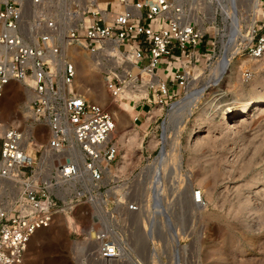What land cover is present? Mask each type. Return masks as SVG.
<instances>
[{"label": "built area", "instance_id": "2783aa9c", "mask_svg": "<svg viewBox=\"0 0 264 264\" xmlns=\"http://www.w3.org/2000/svg\"><path fill=\"white\" fill-rule=\"evenodd\" d=\"M77 1L70 0L76 8L60 15L64 23L52 13L54 6L46 10L47 0H0V102L13 82L33 91L23 122H0V264H22L34 235L63 214L97 218L89 264H122L129 219L142 210L135 184L143 170H112L122 158L117 115L80 88L77 64L65 53L68 39L94 59L116 104L128 96L137 110L151 105L143 161L162 151L147 138L157 136L152 123L163 115L149 120L148 113L157 105L169 111L219 59V41L206 38L193 0H108L105 6ZM248 35L243 51L264 58V0ZM252 75L251 68L243 70L246 81ZM140 115L132 119L137 127ZM24 125L32 126V135ZM29 139L36 144L30 153ZM193 202L204 203L201 188L194 189ZM82 205L89 209L77 213Z\"/></svg>", "mask_w": 264, "mask_h": 264}, {"label": "rangeland", "instance_id": "374dc122", "mask_svg": "<svg viewBox=\"0 0 264 264\" xmlns=\"http://www.w3.org/2000/svg\"><path fill=\"white\" fill-rule=\"evenodd\" d=\"M107 1L100 0L101 6H105ZM236 2L243 32L238 38L241 46H238L232 67L219 85H214L212 70L224 56L227 46H233L230 43L233 22L222 11L223 5L226 6L227 3L220 4L217 0H193L191 3L193 9L196 7L200 11L201 17L197 14L194 17L208 31L206 38L216 37L219 41L215 54L219 59L205 74L199 75L200 71L194 69L193 73L198 74L197 80L188 90L199 89L203 93L199 95L195 106L189 108L190 113L181 123L176 121L169 125L167 121L171 119L173 105L189 91L182 93L169 111L162 109L158 113L161 107L152 108L151 111H156L157 114L152 112L150 118L166 115L162 129L157 128V125L161 124L163 117L152 123V130L156 131L157 136L147 138L151 147L162 145L161 154L158 149L153 153L152 159L143 161V153L138 146L141 141L137 145H127L122 141L126 128L128 131L132 129L131 120L136 110L131 103L124 107L126 128L117 125V138L122 144L121 170L124 175L143 170L140 184H135V188L139 189L137 197L143 204L142 215H134L142 217V220L137 224L132 220L134 216L128 218L130 231L125 240V254H128L123 257L125 264H264V101L253 105L242 115H236V111L234 115L231 111L228 112L237 105L238 100L254 97L258 93L264 94V58L253 59L248 51H243V37L252 29L256 20L254 1ZM45 4V8L49 10L51 5L54 6L52 13L64 23L67 20L60 15L76 8L75 5L71 6L70 0H47ZM67 44L69 45L68 41L65 49ZM202 44L205 45V40ZM76 51L87 58L91 57L82 47H77ZM247 67L253 71L249 81L242 76ZM97 77L98 86L110 95L103 87V76L98 72ZM78 79L81 85L85 84L80 76ZM25 86L24 83L13 82L4 95L13 96V111H19L20 115L27 100ZM86 86L90 88V85ZM1 106L0 102V109ZM106 107L112 110L113 105ZM142 107L139 124L144 127V117L151 105ZM129 111H132V117ZM223 112L230 113L229 117L222 118ZM146 145L147 143L144 144ZM164 149L168 155H181L183 166L180 171L177 170L171 159L169 167L166 171L164 169L166 173L163 168L160 169L164 188L159 195L153 187V182L156 181L154 167ZM174 150H179V153ZM155 156L157 157L154 158ZM189 179L190 183L187 181ZM199 188L204 193L202 205L193 202V191ZM88 209L86 205H82L77 213ZM162 210L167 213L166 218L162 215ZM73 215H59L51 228L35 234L22 264H89L88 253L95 248L91 233H96L95 228L98 226L95 223L98 220L96 217ZM78 219L82 222L80 227ZM167 224H173L171 227H175L179 237L181 250L175 258L172 243L166 234ZM84 243L89 245L83 252L81 249Z\"/></svg>", "mask_w": 264, "mask_h": 264}, {"label": "bare ground", "instance_id": "6f19581e", "mask_svg": "<svg viewBox=\"0 0 264 264\" xmlns=\"http://www.w3.org/2000/svg\"><path fill=\"white\" fill-rule=\"evenodd\" d=\"M217 1L220 2V4L221 3L225 4V2L227 3V4H225L226 6L223 5L222 11L226 15V17L230 18L232 20V22H233L232 23V27H231V35H230V41H231L230 43H233V46L231 44L230 45L228 44L229 46H227L226 51L224 53V56L219 61L218 65L215 66V68L212 70L213 73H214V75L212 74L213 75V79H214V85L221 84V82L223 81V79L225 78V76L227 75V73L229 72V70L231 69L230 67H232L231 64L233 63V59L236 56V53H238V51H237L238 46H241V44L238 42V38L240 37V35L243 34L242 29H241V26H240V22L238 20V18H240V17H238V13H239L238 12V7H237V3L238 2H236L238 0H217ZM253 1H254V6H253L254 8L253 9H254V12L256 13L257 12V5H258V1L259 0H253ZM98 2H99V5L101 6L100 0H98ZM255 18H256V14H255ZM243 38H244L243 42H245V40H247L249 38V35L246 34V35H244ZM67 41H68L69 45L67 44L68 47H66V52L65 53L70 58V60H74L76 62L77 67H78V78L80 76L81 79H82V81L85 83L84 85H81L79 83V81H78L79 79L77 78V82H78L80 88H82V90L83 89L84 90H88L89 93H90V95H91V97L96 102H99V103H101L104 106H107V105L112 106L113 105L112 111H114L116 113V115H117V119H118L117 120V125L119 124V125H122V128L123 127L126 128L125 127L126 125H124V121L126 120V113L124 112V109H125L124 107L127 104H130V102H129L130 97L124 96L122 98V100L119 102V104L121 103V105L118 106V104H117V106H116L115 101L113 100L112 96H110L111 94L108 95V93H106V91H104V89L101 86H98V83L99 82L97 81V78H98L97 76H98V72L99 73H101V72H100L99 67L96 65V62L94 61V59L92 57L87 58L86 56L82 55L81 53H78L76 51L77 50V47L76 46H78V44H76V42L70 41L69 39ZM71 45L73 47H70ZM253 59H255V58H253ZM256 60H259V59H256ZM194 69H195V67H189V70L192 71V72H194ZM213 79H212V81H213ZM26 81H27V83L33 85V81L31 79L28 78ZM103 83H104V79H103ZM86 85H90V88H88ZM103 87L106 88L104 86V84H103ZM188 89L184 92V94H186V92L189 91ZM204 89H205V87H204ZM24 90H25V94H26V98H27V100L25 102V105L27 106L29 104V101H30L32 95H33V91L28 86H25ZM201 93H203V91H200L199 89L198 90H192V91L190 90L189 93L183 99L179 100L178 102L176 101L175 104L173 103L174 104L173 105L174 106V109H173V111H171L172 112L171 115H170L171 116V119H170V121H167V122H169V125L172 122H176V121L179 122V123H181L184 120V118L186 117V115L188 114V112L190 113V111H189L190 109L189 108H192L193 106H195L196 101H197V99H198V97H199V95ZM262 94H259L258 93L255 96L253 95L254 97H251L250 96V98H246L244 100L243 99L238 100L237 105H235V107L233 109L230 108L228 110V112L231 111V114L232 115H234V112L235 111H236V115H239V114L242 115L244 113H247L248 112V109H250V107L252 108L253 105L259 104V103H261V102L264 101V94L263 95ZM13 103L14 102H13V96L12 95H7L6 97H4L2 99V101H1L2 106H1V109H0V122H3V123L16 122V123H18V121H19V123H20V122H23L24 121V119H25L26 114H27L28 111L26 109L23 110L21 108L22 109L21 115L18 113L19 111L17 113L14 112L13 109L15 107L13 108ZM128 106L129 105H127V107ZM157 107H161V108H159V110L157 109L158 110V113H159V111H162V109H163V106L162 105H157V106L153 107V109L154 108H157ZM185 111H187V113H184ZM131 112L129 111V114H131V117H132V113ZM152 112H154V111H150L148 113V119L149 120H151L153 118V117L150 118ZM228 112H223V117L222 118H225V119L228 118L229 117V114H230ZM154 113H156V111ZM137 114H141V113H139L138 110L136 109L135 112H134V114H133V118ZM24 126L28 130V135H32L33 132H34L33 129L31 128L32 126H30V125H24ZM131 128L132 129H129V131L127 130L128 128H126V131L122 134V137H121L123 140L122 139L121 140L123 142H125V144L127 143V145L128 144L131 145L133 143L135 145H137L141 141L140 145H138V146H140V149L142 151V149L144 147L145 131L142 128L135 126L133 124V121L132 120H131ZM38 130H40V132L43 131L42 128H39ZM1 132H2V129H0V133ZM115 133H116V136H117V134H118L117 129H116V132ZM28 142H29L28 143V152H30L32 150V148L36 144L35 143H32L30 141V139L28 140ZM41 142H43V141L40 139L39 142L37 143V146H39L41 144ZM119 143H120V146L122 147L121 141H119ZM136 148H138V147L136 146ZM174 151L176 153H179V150L178 151L174 150ZM127 155H129V154H127ZM170 160L171 161H174L173 162L174 163V167L177 170H179V171L182 169V166H183V158H182L181 155L178 154L177 156L174 157V153L171 154V155H168V153L165 151V149L163 150L162 156L157 161V166L154 167V169H156L155 170L156 173H155V176H154V178L156 179V181L153 182V187L156 188L155 189V192L159 193V195H161L162 190L164 188V186H163L164 184L161 181V172H160V169L163 168V171H164V169L166 171V169L169 167L168 162ZM121 161L118 162L116 166H112V170L118 169L119 168V165H121L120 166V169H122ZM187 181H188V183H190V179L187 180ZM137 191H139L138 188L136 189L135 192L137 193ZM160 209H162L161 206H160ZM138 215H140V216L142 215V210H141V212L139 214H137V216ZM162 215L165 216V218L167 217V213L165 211H163V210H162ZM133 218L134 219H132V220H134V222L137 223V224L140 223V219L142 220V217L140 218V217H135L134 216ZM71 224H73V223H71ZM171 226L169 224H167V228L168 229H167V233L166 234H167V238L169 237V239H168L169 242L172 243V246H173V249H174V258H175V257H177V254L180 253L181 246H180V242H179V239H178L179 237L177 236L178 234L176 233L177 230L175 231V229H174L175 227L172 228ZM41 231H43V230L38 231L36 234L40 233ZM162 232H160V235L162 234ZM166 234H164V235H166ZM91 237H92L91 240L92 239H95L96 233L92 232L91 233ZM92 242H93L92 245H95V241H92ZM88 245H89V243H84V245L82 246L81 251H83ZM95 247H96V245H95ZM127 255L124 254V257H127ZM125 263L126 262H123L122 264H125Z\"/></svg>", "mask_w": 264, "mask_h": 264}, {"label": "crops", "instance_id": "0c3cea01", "mask_svg": "<svg viewBox=\"0 0 264 264\" xmlns=\"http://www.w3.org/2000/svg\"><path fill=\"white\" fill-rule=\"evenodd\" d=\"M138 112L141 113V110H138ZM144 119H145V117H144ZM140 128H142L144 131L147 130L146 127H145V125H144V127L143 126H140Z\"/></svg>", "mask_w": 264, "mask_h": 264}]
</instances>
